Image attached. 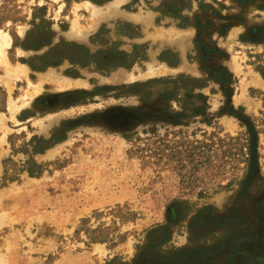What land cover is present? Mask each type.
<instances>
[{"label": "rangeland", "instance_id": "374dc122", "mask_svg": "<svg viewBox=\"0 0 264 264\" xmlns=\"http://www.w3.org/2000/svg\"><path fill=\"white\" fill-rule=\"evenodd\" d=\"M263 74L264 0H0V264H264Z\"/></svg>", "mask_w": 264, "mask_h": 264}, {"label": "trees", "instance_id": "16d2710c", "mask_svg": "<svg viewBox=\"0 0 264 264\" xmlns=\"http://www.w3.org/2000/svg\"><path fill=\"white\" fill-rule=\"evenodd\" d=\"M96 2H102V1H105V0H95ZM163 15H165V11L163 9H160L159 10ZM182 18V22H180L179 24L182 26L184 25L183 23L185 21H188V19L186 17H181ZM64 46H67V49L65 51L62 50V48ZM72 48H79V49H82V55H81V59H79V61H77V63H79L80 65L82 66H87L89 63L92 62L91 58L93 55H91L89 52H83V49L87 50V48L83 45H79L75 42H63L61 45H57L55 46V48L51 51H49L48 53L44 54L42 57H37V60H40L41 58H46L47 61L45 63H43L42 65H35V64H31V67L34 69V70H44L45 68L49 67V66H54V65H58L59 62L62 60V59H69L71 60V63L72 64H75V62L73 61V58L71 57V55H69L68 53H65V52H71L70 54H72ZM53 51H57L55 52L56 54V57H58L57 59L55 60H52V59H49V55L50 53H52ZM142 57H146L145 54L142 55ZM121 64L120 63H115V64H112L109 68H116L118 66H120ZM264 76V74H263ZM206 104V103H205ZM249 151H250V154H251V162L254 161L256 159L255 155L257 154V150L253 147V145H251V147L249 148ZM4 183H2L1 185H3Z\"/></svg>", "mask_w": 264, "mask_h": 264}, {"label": "bare ground", "instance_id": "6f19581e", "mask_svg": "<svg viewBox=\"0 0 264 264\" xmlns=\"http://www.w3.org/2000/svg\"><path fill=\"white\" fill-rule=\"evenodd\" d=\"M5 45V44H4ZM2 48V47H1Z\"/></svg>", "mask_w": 264, "mask_h": 264}]
</instances>
